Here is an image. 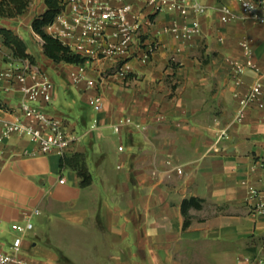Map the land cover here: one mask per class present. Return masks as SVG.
<instances>
[{
	"label": "crops",
	"instance_id": "1",
	"mask_svg": "<svg viewBox=\"0 0 264 264\" xmlns=\"http://www.w3.org/2000/svg\"><path fill=\"white\" fill-rule=\"evenodd\" d=\"M127 1L135 13L141 10L142 0ZM202 2L207 10L190 38L164 27L181 26L194 14H152L142 29L161 46L148 62L134 57L122 66L112 58L81 64L49 58L31 26L45 10L44 0H31L20 15L0 16V26L20 35L36 59H20L23 66L48 76L50 67L58 78L49 76L52 100L42 107L60 118L68 115L62 119L76 135L97 119L64 153L43 152L16 133L5 139L0 246L12 235L11 223L27 217L36 228L23 248L37 264H263L264 211L256 204L264 200V23L249 17L237 0ZM223 4L234 19L223 20ZM244 41L255 68L236 83L231 61L245 60ZM81 66L83 76L74 81L72 73ZM15 68L0 73V99L12 108L21 95L8 80ZM257 81V97L238 118L240 98ZM96 95L102 97L100 109L89 102ZM0 117L9 115L0 108ZM125 117L133 123H123ZM76 152L92 177L86 186L76 169L61 165L63 154ZM167 158L183 172L170 170ZM190 197L201 205L188 208L190 224L184 227L181 204Z\"/></svg>",
	"mask_w": 264,
	"mask_h": 264
},
{
	"label": "built area",
	"instance_id": "2",
	"mask_svg": "<svg viewBox=\"0 0 264 264\" xmlns=\"http://www.w3.org/2000/svg\"><path fill=\"white\" fill-rule=\"evenodd\" d=\"M119 1V4H111L109 0H59L61 10L44 26V30L69 46L72 51L85 56L87 62L93 59L112 58L122 66L134 57L141 62H148L161 46L157 36L142 29L143 23L151 22L152 14L161 11L176 12L182 16L194 14V19L181 26L174 24L164 27L165 30L180 31L182 37L190 38L200 31L198 16L207 10L202 0H142L141 10L135 13L132 2ZM237 1L249 17L256 22L264 23V0ZM220 9L224 21L236 17L228 5L223 4ZM145 11L146 13L142 15ZM242 46L245 60L231 61V74L236 83L240 82V76L246 69L255 68L250 44L244 41ZM84 70L85 68L81 66L77 72H73V80L81 79ZM120 72L123 75L127 74L124 69ZM8 80L10 86L16 87L21 95L15 107L1 108L9 117H0V152L5 139L16 133L37 142L43 152L56 149L64 153L78 138L97 126V119H94L89 128L81 135H76L62 118L50 114L42 107V103H49L52 100L54 87L53 81L44 72L30 70L29 66L24 65L12 69ZM260 86L261 83L257 81L248 94L240 98L238 118L243 116L244 107L257 97ZM89 102L96 109H100L102 97L96 95L91 97ZM123 123L133 121L130 117H125ZM120 126L116 124L114 129L119 131ZM119 149H123V145H119ZM165 163L170 166V170L183 172V167L173 163L172 159L167 158ZM60 181L63 182L64 177H61ZM255 192L253 191L254 194ZM256 208L264 211V200H260ZM33 228L34 223L27 217L11 223L12 235L0 246V264H37L27 257L23 248V242ZM2 234L3 228L0 226V236ZM261 261L264 264L263 259Z\"/></svg>",
	"mask_w": 264,
	"mask_h": 264
},
{
	"label": "trees",
	"instance_id": "3",
	"mask_svg": "<svg viewBox=\"0 0 264 264\" xmlns=\"http://www.w3.org/2000/svg\"><path fill=\"white\" fill-rule=\"evenodd\" d=\"M46 8L43 12L35 16L31 22L32 29L43 39L44 53L54 61L69 63H84L86 57L72 51L69 46L62 43L59 39L47 34L44 26L49 23L54 16L61 10L59 0H44ZM31 0H0V16L14 17L26 11ZM0 38L2 43L10 49L16 58L27 59L30 63H35L36 59L32 53L28 51L26 42L14 30L6 26H0ZM0 108L9 109V106L0 99ZM61 165H68L76 169L80 177V185L86 186L91 183L92 177L88 171L85 158L82 153H74L72 155H62ZM200 199L196 197L185 198L182 201L181 209L185 216L184 227L190 224V216L188 208L190 206L199 207Z\"/></svg>",
	"mask_w": 264,
	"mask_h": 264
},
{
	"label": "rangeland",
	"instance_id": "4",
	"mask_svg": "<svg viewBox=\"0 0 264 264\" xmlns=\"http://www.w3.org/2000/svg\"><path fill=\"white\" fill-rule=\"evenodd\" d=\"M25 22L26 21H24L23 22V24H22V32L25 34V36L27 37L28 35H27V33L25 32V26H24V24H25ZM31 44V43H30ZM34 44V43H33ZM35 44H36V42H35ZM35 47H37V45H34V49H35ZM24 60V59H23ZM27 60V59H26ZM0 61H2V64H0V73L1 72H3V70H5L7 67H22L23 66V62L20 60V58H16L13 54H12V52L10 51V49H7V48H5V49H3L2 48V54L0 55ZM25 62V61H24ZM47 72H48V74H49V76L50 77H52V79H54V80H57L58 81V78L55 76V74H54V72H53V69L52 68H50V67H48V70H47ZM4 78L3 76H0V78ZM63 80H65V82L67 83V84H70L71 82H70V79H69V77H63ZM3 90H4V88L2 89V93H3ZM19 100H20V98L18 99V100H16L15 101V103L13 104V105H17L18 103H19ZM15 107V106H14ZM69 116H71V118L73 119V115H69ZM61 118H68V115H61ZM70 118V117H69ZM34 224H36V222L34 221ZM36 226V225H35ZM36 228V227H35ZM34 228V229H35ZM34 229H33V231H34Z\"/></svg>",
	"mask_w": 264,
	"mask_h": 264
}]
</instances>
